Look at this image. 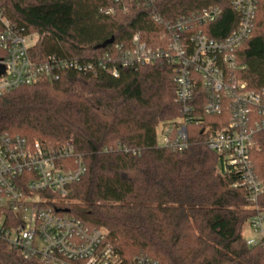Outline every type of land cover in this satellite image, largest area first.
I'll list each match as a JSON object with an SVG mask.
<instances>
[{"label":"trees","instance_id":"obj_1","mask_svg":"<svg viewBox=\"0 0 264 264\" xmlns=\"http://www.w3.org/2000/svg\"><path fill=\"white\" fill-rule=\"evenodd\" d=\"M252 36L234 54L232 72L251 90L264 84V0H256ZM6 19L35 34V61L49 56L92 60L110 50V37L128 45L138 34L161 44L170 24L208 7L220 18L200 28L223 38L234 29L230 0H1ZM111 11V12H109ZM157 18L159 20H157ZM244 67V68H242ZM172 67L155 64L90 76L72 70L41 78L0 96V134L19 135L44 149L68 139L86 173L59 202L89 228H102L123 259L137 254L156 264H264L260 246L241 234L257 211L247 191L233 184L221 154L208 149L201 125L187 126L186 149L161 147L157 129L180 115ZM216 127V126H215ZM252 172L263 185L256 205L264 212V131L254 134ZM0 264H49L24 257L0 241Z\"/></svg>","mask_w":264,"mask_h":264},{"label":"built area","instance_id":"obj_2","mask_svg":"<svg viewBox=\"0 0 264 264\" xmlns=\"http://www.w3.org/2000/svg\"><path fill=\"white\" fill-rule=\"evenodd\" d=\"M230 6L237 15L236 25L220 39L200 28L222 15V9L214 6L172 24L164 22L166 39L160 37L157 46L134 34L128 45L112 43L110 50L92 60L51 55L35 61L29 49L37 37L32 42L30 34L9 22L0 0V96L43 77L56 80L68 70L116 77L120 69L170 65L174 101L181 112L158 127V145L182 151L189 145L187 126H203L206 146L223 156L224 170L238 177L233 185L247 191L254 205L249 207L257 211L248 221L257 236L245 239L246 244L264 251L262 212L256 205L263 185L254 176L250 159L254 134L264 131V84L251 90L232 72L235 51L252 36L257 3L230 0ZM85 173L86 165L71 139L59 149L47 150L37 141L0 134V241L24 257L49 264H156L142 254L123 259L107 241L105 229L89 228L61 210L59 202Z\"/></svg>","mask_w":264,"mask_h":264},{"label":"rangeland","instance_id":"obj_3","mask_svg":"<svg viewBox=\"0 0 264 264\" xmlns=\"http://www.w3.org/2000/svg\"><path fill=\"white\" fill-rule=\"evenodd\" d=\"M32 39L31 41L33 42L36 39V35L31 33L30 34ZM262 226L264 229V212H262ZM241 234L244 237V239H250L252 237H256V233L254 232V230L252 229V227L250 226V223L247 221L246 223L243 224L242 228H241Z\"/></svg>","mask_w":264,"mask_h":264},{"label":"water","instance_id":"obj_4","mask_svg":"<svg viewBox=\"0 0 264 264\" xmlns=\"http://www.w3.org/2000/svg\"><path fill=\"white\" fill-rule=\"evenodd\" d=\"M114 41V38L113 37H110L109 39L105 40L103 43H101L98 48H104L105 46L113 43ZM0 72H2V69L0 70Z\"/></svg>","mask_w":264,"mask_h":264}]
</instances>
